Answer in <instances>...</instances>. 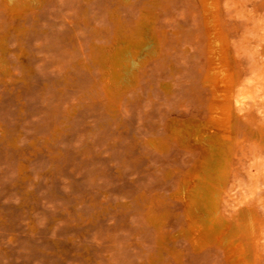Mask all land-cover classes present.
<instances>
[{"label":"rangeland","instance_id":"obj_1","mask_svg":"<svg viewBox=\"0 0 264 264\" xmlns=\"http://www.w3.org/2000/svg\"><path fill=\"white\" fill-rule=\"evenodd\" d=\"M130 39L142 54L113 111L93 57ZM256 78L264 0H0V264H245L237 248L195 251L185 215L200 177L224 206L263 172L264 86L242 117L234 105Z\"/></svg>","mask_w":264,"mask_h":264},{"label":"bare ground","instance_id":"obj_2","mask_svg":"<svg viewBox=\"0 0 264 264\" xmlns=\"http://www.w3.org/2000/svg\"><path fill=\"white\" fill-rule=\"evenodd\" d=\"M8 11L13 15V9H8ZM138 41L137 39H130L128 42L118 45L109 55L98 52L93 57V62L98 67L100 75H103L101 78L104 80L105 95L108 99V105L113 111L118 109L121 97L120 95H116L113 88L121 84L127 76L133 74L134 61L142 54V45ZM5 73L6 77L9 76L8 70ZM258 80L256 78L252 80L253 82L250 81L252 84H249L250 87L248 88H238L236 83L234 105L238 116L242 117L248 101L257 102L263 96L264 92L262 88L264 85L259 83ZM231 83L232 81L228 76H221L218 81L219 86L222 88L230 86ZM262 92L263 94H261ZM220 97L223 98L225 96ZM262 104L260 106L264 107V104ZM263 107H260L262 111H264ZM256 142L259 145L258 149L264 151V123H261ZM221 157L222 152L212 148L210 150V157L205 160L206 171L209 170V172L215 173L218 178H220L219 173L222 169ZM23 167H19V170L22 171ZM207 176L199 178V182L194 186L192 196L188 202L189 207L194 206L196 212H188L185 215L186 219L190 221L186 239L195 251L209 246L231 250L235 248L240 249V255L246 260L245 264H249L248 256L258 258L264 248V224L258 219L256 206L251 205L247 199L253 195L252 193L259 186V179L264 182V179L261 178L264 177V166L263 172L259 171L257 175L250 178L249 194L244 196L241 191L235 197L230 196L229 203L226 204L225 202L226 205L224 206H221L220 202V199L222 200L223 198H221V189L215 187L210 177ZM243 205H247L248 207L250 228L243 223L240 215ZM229 207H232L231 211ZM158 208L165 211L168 209L162 201H159ZM153 209L155 210V208L149 207L148 211L152 213ZM155 228L160 233V227L157 224ZM232 233L235 236L234 240H230Z\"/></svg>","mask_w":264,"mask_h":264}]
</instances>
